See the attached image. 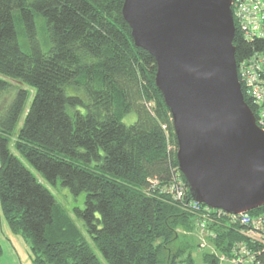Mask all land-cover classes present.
<instances>
[{
    "label": "trees",
    "instance_id": "trees-1",
    "mask_svg": "<svg viewBox=\"0 0 264 264\" xmlns=\"http://www.w3.org/2000/svg\"><path fill=\"white\" fill-rule=\"evenodd\" d=\"M122 4L0 0V209L29 243L33 264H198L180 239L179 229L196 231L195 213L185 206L193 200L155 85L156 62L133 44ZM234 26L238 64L264 43L245 40ZM18 84L34 89L27 109L30 91ZM132 112L136 119L126 124ZM22 159L47 183L85 192L73 211L84 232ZM177 184L183 201L170 190ZM223 225L209 228L218 253L228 255L243 226ZM202 263L219 257L204 253Z\"/></svg>",
    "mask_w": 264,
    "mask_h": 264
},
{
    "label": "water",
    "instance_id": "water-1",
    "mask_svg": "<svg viewBox=\"0 0 264 264\" xmlns=\"http://www.w3.org/2000/svg\"><path fill=\"white\" fill-rule=\"evenodd\" d=\"M231 2L123 0L121 12L155 59L191 199L237 214L264 205V129L237 78Z\"/></svg>",
    "mask_w": 264,
    "mask_h": 264
},
{
    "label": "built area",
    "instance_id": "built-area-1",
    "mask_svg": "<svg viewBox=\"0 0 264 264\" xmlns=\"http://www.w3.org/2000/svg\"><path fill=\"white\" fill-rule=\"evenodd\" d=\"M231 11L233 21L242 37L247 41L255 39L264 43V0H232ZM237 78L243 85L245 94L257 108L254 115L256 123L264 126V46L236 63ZM242 91V90H241ZM255 108V109H256ZM264 129V128H263ZM170 190L175 200L183 201L184 189L181 184L172 185ZM185 204V203H184ZM185 206L195 213L196 232L215 239L216 234L210 230L209 224L224 222L225 228L232 224H240L238 235L233 241L230 253L220 254L219 264H264V211L257 214L227 213L224 210L212 208L204 203L190 201ZM204 246L205 244H200ZM215 247V245H213ZM215 253V252H214Z\"/></svg>",
    "mask_w": 264,
    "mask_h": 264
},
{
    "label": "rangeland",
    "instance_id": "rangeland-1",
    "mask_svg": "<svg viewBox=\"0 0 264 264\" xmlns=\"http://www.w3.org/2000/svg\"><path fill=\"white\" fill-rule=\"evenodd\" d=\"M42 48L45 49V47L43 45H42ZM12 85H13V89H14L15 86L17 85V83L12 81ZM19 86L27 88L30 91V95H29V97L27 99V103H26V109H27V107H28V105L32 99V96L34 94V89L29 87V86H22V85H19ZM13 93H14V91H11V92L5 94L4 97H2V102L7 103L12 98ZM24 114H25V112L23 111L21 116H20L18 126L21 124L22 119L24 117ZM135 119H136V115L134 112H132V113L128 114L127 116H125L123 121L126 124H130ZM12 144H13V140L11 139L9 144H8V147H9L11 152L15 153ZM22 162L32 171V173L36 176V178L45 187H47L50 190V192L53 194V196L55 197V199L59 203V205H61L62 207H64L67 210L68 214L71 216V218L74 220V222L80 227L82 232H84L82 221L80 219H78L77 217H75L73 211L75 208H82L84 206L85 197H86L85 192H81L78 195H73L70 193V191L65 186L61 185V183L59 181H57V183L54 185L49 184L36 171H34L23 159H22ZM1 226H3V227L6 226L10 229L8 222L5 219L3 213L0 209V237H1ZM223 226L225 227V225H223ZM10 231L12 233H14L11 229H10ZM179 233H180L181 242H185L190 246V249L193 252L195 260H196V262H198V264H203L202 263V255L204 253H207V252H209V253L215 252V254L218 253L216 248L213 247V245H214L213 240H215V239L212 240L209 237H207L206 235H202L201 233H197L196 231L189 232L186 230L179 229ZM21 238L23 239L22 236H21ZM2 240L4 241V238H2ZM201 243L205 244V245L201 246L200 245ZM25 244L27 246L26 249L28 251L29 257H31V250L29 247V243L26 242ZM95 252L98 255V257L101 258L100 254L96 250H95ZM30 262H31V264H33L32 258H31ZM11 264H19V263L16 262V263H11ZM222 264H228V263L223 262Z\"/></svg>",
    "mask_w": 264,
    "mask_h": 264
},
{
    "label": "crops",
    "instance_id": "crops-1",
    "mask_svg": "<svg viewBox=\"0 0 264 264\" xmlns=\"http://www.w3.org/2000/svg\"><path fill=\"white\" fill-rule=\"evenodd\" d=\"M0 245L2 254L0 264H11L18 262L19 264H31L26 242L20 235L12 233L6 226H1ZM4 238V241L2 240Z\"/></svg>",
    "mask_w": 264,
    "mask_h": 264
},
{
    "label": "bare ground",
    "instance_id": "bare-ground-1",
    "mask_svg": "<svg viewBox=\"0 0 264 264\" xmlns=\"http://www.w3.org/2000/svg\"><path fill=\"white\" fill-rule=\"evenodd\" d=\"M236 71H237V69H236Z\"/></svg>",
    "mask_w": 264,
    "mask_h": 264
}]
</instances>
